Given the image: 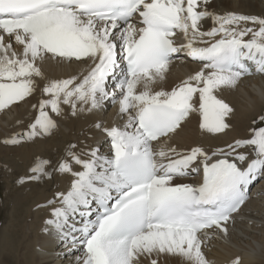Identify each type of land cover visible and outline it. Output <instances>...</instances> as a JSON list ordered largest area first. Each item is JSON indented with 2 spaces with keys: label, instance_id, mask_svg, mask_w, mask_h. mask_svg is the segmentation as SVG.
I'll return each mask as SVG.
<instances>
[{
  "label": "snow or ice",
  "instance_id": "6c2138e0",
  "mask_svg": "<svg viewBox=\"0 0 264 264\" xmlns=\"http://www.w3.org/2000/svg\"><path fill=\"white\" fill-rule=\"evenodd\" d=\"M211 9L212 0H0V110L38 90L47 97L5 146L51 136L58 122L50 112L63 116L62 105L74 117L118 105L126 117L95 124L109 138L107 154L70 144L55 164L38 158L17 180L70 177L66 191L38 205L50 209L44 231L69 264H214L209 241L228 237L264 181V113L224 147L173 143L193 114L204 134L226 135L236 110L222 93L264 76V18ZM182 57L200 67L167 90L161 84ZM50 60L90 68L51 79L42 68ZM194 175L198 183L179 182Z\"/></svg>",
  "mask_w": 264,
  "mask_h": 264
},
{
  "label": "bare ground",
  "instance_id": "6f19581e",
  "mask_svg": "<svg viewBox=\"0 0 264 264\" xmlns=\"http://www.w3.org/2000/svg\"><path fill=\"white\" fill-rule=\"evenodd\" d=\"M211 10L264 18V0H212ZM52 62H55V68L51 65ZM45 65L49 69L43 70L51 79L80 76L90 68V64L66 61L58 63L55 60L46 61L42 67ZM199 67L197 62L190 61L187 57L175 59L170 65L167 80L161 86L170 90L177 81L179 72L194 73ZM41 98L47 97H43L38 90L28 98L27 103L21 102L19 106L0 110V264H69L72 259L65 257L59 245L44 231V221L49 217L50 209L38 207L46 205L56 192L66 191L70 177L56 173L53 179L29 182L27 190L23 191V187L11 188L12 171H21L25 167V175L34 162L43 157L55 164L66 153L70 144H76L77 150L98 147L101 153L107 154L109 138L95 124L122 125L126 120V117L122 120L118 115V105L108 104L99 112L82 113L75 117L68 107L62 105L65 109L63 116L56 117L50 112L58 122V128L51 136L22 142V145L16 147L3 145V140L12 135L13 130H18L28 121L29 114L34 109L32 105L38 104ZM222 98L236 110V115L231 120V131L216 137L204 134L199 129L198 114H193L174 136V145L179 148L202 145L214 149L224 147L234 138L246 136L252 120L258 113L264 112V76L254 74L242 78L239 86L234 90H225ZM3 117L6 118L5 123L1 121ZM17 161L23 164L20 165ZM199 179L200 176L194 175L179 182L195 184ZM209 245L205 251L214 264H230L237 256L242 259L243 264H264V181L251 189L249 201L235 215L234 223L229 225L228 237L217 233V237L210 240ZM168 261L180 264L179 258H169Z\"/></svg>",
  "mask_w": 264,
  "mask_h": 264
},
{
  "label": "rangeland",
  "instance_id": "374dc122",
  "mask_svg": "<svg viewBox=\"0 0 264 264\" xmlns=\"http://www.w3.org/2000/svg\"><path fill=\"white\" fill-rule=\"evenodd\" d=\"M54 64V65H53ZM51 65L55 68L56 67V64H55V62L53 63H51ZM43 66H44V64H43ZM45 67H46V65H45ZM45 67H42L43 69H49L48 68V66L45 68ZM45 70H43V71H45ZM185 73H187L186 74V78H187V76L188 75H190V74H192V72H188V71H185V72H179L178 74H177V76H176V80L177 81H175V83H174V85H178L179 83H180V80H183V79H186L185 78ZM184 77H183V76ZM183 77V78H182ZM181 78V79H180ZM173 85V84H172ZM172 86V87H175V86ZM65 107H68V106H66L65 105ZM264 113V112H263ZM37 114V110L36 109H33V110H31V113L29 114V119H28V121L23 125V127H21V128H19L18 130H13L12 132L13 133H16V132H23V131H25L26 129H27V125L30 123V122H32V120L34 119V116ZM3 120H1V121H3V123H5V121H6V118L5 117H3L2 118ZM231 123H232V121H231ZM259 126V125H258ZM251 127V126H250ZM249 127V128H250ZM16 128V127H15ZM14 128V129H15ZM246 133H248V131L246 132ZM4 145V144H3ZM22 145V144H21ZM19 146V145H18ZM6 147H16V146H6ZM36 158H38V156L36 157ZM43 159H44V157H43ZM17 163L18 164H20V165H22L23 163L21 162V161H17ZM53 164V163H52ZM24 169H25V167H24ZM23 169V170H24ZM23 170H21V171H12V177H11V179H10V185H11V188L12 189H15V188H18V187H23V191H26L27 190V188H28V185H29V183H25V184H18L17 183V180H18V178L20 177V176H23ZM14 179V180H13ZM21 195H22V193H21ZM3 211V210H2ZM169 259V258H168ZM168 259L165 261V260H162L161 261V264H172L171 262H169L168 261ZM168 262V263H167Z\"/></svg>",
  "mask_w": 264,
  "mask_h": 264
}]
</instances>
